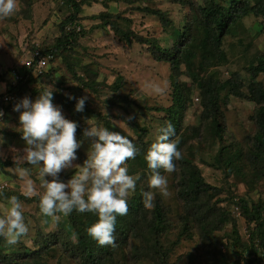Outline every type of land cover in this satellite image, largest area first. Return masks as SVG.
Instances as JSON below:
<instances>
[{"label":"rangeland","instance_id":"374dc122","mask_svg":"<svg viewBox=\"0 0 264 264\" xmlns=\"http://www.w3.org/2000/svg\"><path fill=\"white\" fill-rule=\"evenodd\" d=\"M219 1L228 6L229 0ZM258 1L264 2L248 0L250 5ZM205 4V0H83L75 15V39L70 35L64 37V31L71 27L63 30L60 26L71 14L70 7L61 0H18V10L10 17L0 18V85L4 86L0 90V110L4 113V126L0 127V204L17 196L24 205L29 226L27 235L16 245L9 246L0 238V264H85L75 251L77 219H71L80 215V222L85 223V213L60 214L59 222L41 214L39 197L23 194L26 178H21L13 159L26 146L17 130L19 113L13 105L23 97L34 100L40 92L51 88L53 103L61 106L67 119L78 124L76 136L82 144L73 163L82 165L87 159L91 138L84 137L83 130L88 125H103L129 136L139 151L126 163L129 174L140 177L129 199L136 198L138 191L141 196L143 191H153L155 200L168 208V216L173 220L175 229L158 236L159 246L172 250L166 263L155 254L153 233L141 229L134 234L129 231L124 242L115 237L108 254H96L98 264H220L214 259L218 250L232 258L238 250V234L246 241L247 226L257 228V221L244 220L240 213L244 209L252 213L259 208L262 214L264 209V154L253 162L249 159L250 152L256 149L252 138L261 129L264 107V100L250 99L254 85H260L264 92V73L254 77L249 69L264 64V17L248 15L229 26L221 39L220 55H213L207 67L202 54L210 34L198 11ZM145 7L164 12L168 21L142 11ZM102 12L111 14L108 21L132 31L135 38L154 39L162 49L174 52L180 60L177 71L168 61L156 59L148 44L135 39L131 44L120 40L112 27L102 24ZM182 35L185 39H181ZM58 38H67L68 44L65 49H57L44 69L48 74L26 82V90L11 93L14 100L5 101L3 96L9 95L10 87L22 80V67L33 60L36 51L53 46ZM208 45L205 50L208 47L213 51ZM208 80L222 84L214 100L215 108L209 105V110L204 106L208 102ZM229 81L236 82L240 95H229ZM148 82L159 83L163 92L152 93L146 86ZM69 93L88 97L83 112L75 111L76 101L67 98ZM167 122L176 129L173 139L180 141L182 158L175 161L174 172L160 170L168 180L169 194L164 196L149 188L151 173L143 160L157 129ZM214 123L220 126L219 130ZM21 167L29 169L27 178L42 193L38 167ZM74 171L62 170L60 179L67 181ZM195 171L206 186L199 194L198 204L203 215L208 212L212 223L214 240L208 243L202 237L204 223L179 195L183 172L191 176ZM150 211L143 203L138 217L141 225L149 220ZM181 216L189 222L182 235ZM260 220L264 223V214ZM205 229L210 233V228ZM261 231L264 232V226L258 230L259 237ZM148 238L153 239L145 240ZM260 238L263 245L264 236Z\"/></svg>","mask_w":264,"mask_h":264},{"label":"clouds","instance_id":"9594fccd","mask_svg":"<svg viewBox=\"0 0 264 264\" xmlns=\"http://www.w3.org/2000/svg\"><path fill=\"white\" fill-rule=\"evenodd\" d=\"M17 10L18 0H0V18L10 17ZM146 86L157 95L164 90L156 82H148ZM3 87L0 85V90ZM67 98L76 101L75 111H84L87 96L75 97L69 93ZM53 100L51 88L40 92L34 100L23 97L13 105V110L19 113L17 130L26 145L23 153L13 158L21 178H26L23 194L39 197L41 214L56 222H59L60 214L94 213L97 220L87 228L88 235L100 246L114 245L117 217L127 215L128 199L135 193L140 178L129 174L126 162L134 159L139 150L129 136L110 131L103 125H88L83 130V136L91 138L87 159L82 165L74 164L82 144L76 136L78 124L67 119L61 106ZM3 115L0 110V127L4 126ZM112 124L117 123L113 121ZM175 135L176 129L171 122L159 127L144 155L151 173L149 188L159 190L164 196L169 194L168 180L160 170L174 172L175 161L182 158L178 149L180 141L173 139ZM25 164L38 167L42 193L34 181L27 178L29 169L21 167ZM68 168L75 171L70 179L62 181L60 173ZM155 195L153 191L142 192L145 208L154 207ZM24 211L17 196L0 204V238L9 246L18 244L29 232Z\"/></svg>","mask_w":264,"mask_h":264},{"label":"trees","instance_id":"16d2710c","mask_svg":"<svg viewBox=\"0 0 264 264\" xmlns=\"http://www.w3.org/2000/svg\"><path fill=\"white\" fill-rule=\"evenodd\" d=\"M62 4L65 6L67 5L71 9V14L67 18L68 21L61 22L60 26L64 30V27H71L69 30H65V36L67 37L70 35L75 39L74 33L75 29L74 27L77 26L75 23V15L77 12L80 11L81 3L83 0L77 1V0H61ZM228 6H222L221 1L219 0H205V6L199 8V13L202 16V21L204 26H206V30H208V33L210 35L207 36V41L203 44V54L202 58L204 59V64L208 67L210 66V63L214 57L217 56L216 54L221 53V39L222 36L225 34L226 30H229V26L235 24L240 18L248 16V15H255V16H263L264 17V2L258 1L254 3V5H250L248 0H229L227 1ZM142 11H145L149 14L158 16L163 21H168L165 13L156 10V9H150V8H141ZM99 17L104 19L102 24L103 25H109L112 27L116 35L119 37L120 40L124 41L126 44H131L132 41L135 39L136 41L143 42L145 44H148L149 47L152 50V53L154 54L155 58L158 60H166L168 61L171 66L174 68V71H177L178 65L180 63V60L177 58V55L170 51V50H164L162 49L157 42L154 39L150 38H135L133 36L132 31L124 30L122 29L116 22L108 21L109 17H111V14L102 12L99 14ZM264 19V18H263ZM64 23H66L64 25ZM264 27V20L261 22ZM181 37V36H179ZM181 39H185V36L182 35ZM210 43V45H208ZM68 44V39L65 38V40L57 39L56 44L53 46H48L42 50L39 51V54L37 57H33L32 63L30 66H23L22 69H24V74L22 76V83L21 81L17 84V86L11 88L8 90L9 93H15L19 94L20 90H26L24 85L26 82H29L30 80H35L40 77H43L48 74V70L41 71L38 73L35 70V66L38 62L39 57H44L49 55L50 58L48 60V64L53 59V56L56 55V51L58 48L65 49V45ZM212 46L213 51H210V49L207 47V50H205V46ZM215 59V58H214ZM249 71L251 74L255 77L260 73H264V64L258 63L254 66H252ZM229 84V95L237 96L241 94L240 89L236 85V82H228ZM19 85V86H18ZM222 86V84L213 83L210 80H208L205 83V92L208 96V102L205 104V108L209 110V107L212 106L214 109V100L217 97L218 89ZM20 87V88H19ZM22 87V88H21ZM253 96L250 98L253 101L256 102H262L264 100V92L261 89L260 85H254L251 87ZM12 95V94H11ZM174 99L179 100V96L176 95ZM2 104V102H0ZM180 103H177L175 105H179ZM211 105V106H209ZM7 108V107H6ZM261 118H260V131L255 134L252 138L255 150L251 151V155L249 154V159L251 162H253L254 159L259 154H264V107L261 109ZM174 123V120H172ZM217 129L219 130L220 126L216 123H214ZM215 127V128H216ZM216 129V130H217ZM217 130V131H218ZM216 132V131H215ZM148 149V147L146 148ZM146 152V151H145ZM221 159V158H220ZM145 161V160H143ZM228 160H226V163L228 164ZM185 171V170H184ZM181 188L179 190V195L181 199L184 202L190 203L192 208H194V212L197 213V217L202 220L201 222L204 223L203 226H201L202 230V237L203 241L208 243L207 241L211 242L214 240L212 237V223L209 219L208 212L203 215L202 207L198 204L199 201V194L206 189V186L204 184V181L202 180L200 174L198 171H195L191 173V176L183 172L182 179H181ZM138 191V190H137ZM136 198H130L128 200V213L124 216H118L117 217V223H116V231L114 233L115 237L117 239L124 240L127 239V233L129 231L133 232L137 231L139 232L141 229H144L148 233L150 232L152 235H154V250L155 254H158L160 259L166 263L165 258L167 257L168 252L172 251L169 249L162 248V246H159L158 242V236L163 235L164 233H169L174 227V224L172 223V219L168 216L167 207H164V205L161 204L159 199H156L154 201V207L150 209V218L145 223V225H141L139 222V213L142 211L143 207V198L138 193L136 194ZM264 214V209L261 214L259 208L254 210V212H249L247 209H244V211L241 210L240 215L244 218V220L251 221L254 219L257 221L255 229L249 228L250 226H247L248 228V234L246 241L242 240V237L238 234V250H236L233 253L232 258H228V256L223 253L222 251L218 250L214 256V259L217 260V263H227V264H262L264 260V244L263 240L260 238L262 235L264 236V232L261 231V236L259 237L258 230L259 228L264 226V223L261 222L262 215ZM85 216L87 217V222L82 223L80 222L79 218L81 217L78 215L76 218L71 217V219H77V227L75 229V234L77 236V242L74 244L77 249L75 248V251L79 252L80 258L82 259V262L85 264H98L99 257L97 258L96 254H108L109 252V246H100L97 244L96 241H94L87 233V228L93 224L97 220V216L91 212H85ZM254 216V217H253ZM180 222L182 223V228L180 229V234L186 232L188 229L189 222L187 221V217H182L180 219ZM188 222V223H187ZM221 223V222H220ZM205 228H210V233ZM83 230V231H82ZM242 235V234H241ZM147 238V237H145ZM148 238L145 240L153 239ZM160 244H162L160 242ZM164 246V244H162ZM213 254V253H212Z\"/></svg>","mask_w":264,"mask_h":264},{"label":"built area","instance_id":"2783aa9c","mask_svg":"<svg viewBox=\"0 0 264 264\" xmlns=\"http://www.w3.org/2000/svg\"><path fill=\"white\" fill-rule=\"evenodd\" d=\"M38 54H39V52L36 51V52L34 53V57H37ZM49 58H50L49 55L44 56V57H39V58H38V62H37V64H36V66H35V70H36L38 73H40L41 71H43V70L45 69V67L48 65V60H49ZM31 63H32V61L29 60V61L27 62L28 66H30ZM3 99H4L5 101H12V100H14V99H13V96H12L11 94L3 96Z\"/></svg>","mask_w":264,"mask_h":264}]
</instances>
